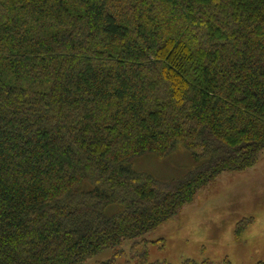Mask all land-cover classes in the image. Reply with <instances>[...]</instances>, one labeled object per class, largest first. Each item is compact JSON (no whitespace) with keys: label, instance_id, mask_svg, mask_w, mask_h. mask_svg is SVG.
<instances>
[{"label":"trees","instance_id":"16d2710c","mask_svg":"<svg viewBox=\"0 0 264 264\" xmlns=\"http://www.w3.org/2000/svg\"><path fill=\"white\" fill-rule=\"evenodd\" d=\"M263 150L264 0H0V264H117Z\"/></svg>","mask_w":264,"mask_h":264},{"label":"rangeland","instance_id":"374dc122","mask_svg":"<svg viewBox=\"0 0 264 264\" xmlns=\"http://www.w3.org/2000/svg\"><path fill=\"white\" fill-rule=\"evenodd\" d=\"M138 170L159 179L183 176L194 166L188 149L181 146L169 156L148 153L134 161ZM117 264H139L143 253L148 262L168 260L182 264L186 258L230 264H256L264 258V150L246 169L221 172L173 217L153 230L123 244ZM108 249L89 258L97 264L110 258Z\"/></svg>","mask_w":264,"mask_h":264}]
</instances>
